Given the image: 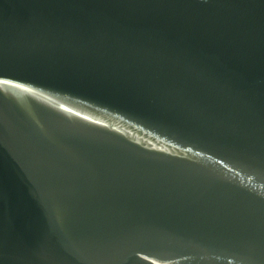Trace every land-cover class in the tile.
Listing matches in <instances>:
<instances>
[{"label": "water", "instance_id": "water-1", "mask_svg": "<svg viewBox=\"0 0 264 264\" xmlns=\"http://www.w3.org/2000/svg\"><path fill=\"white\" fill-rule=\"evenodd\" d=\"M264 0H0V264H264Z\"/></svg>", "mask_w": 264, "mask_h": 264}, {"label": "clouds", "instance_id": "clouds-1", "mask_svg": "<svg viewBox=\"0 0 264 264\" xmlns=\"http://www.w3.org/2000/svg\"><path fill=\"white\" fill-rule=\"evenodd\" d=\"M262 194H264V193H262Z\"/></svg>", "mask_w": 264, "mask_h": 264}]
</instances>
